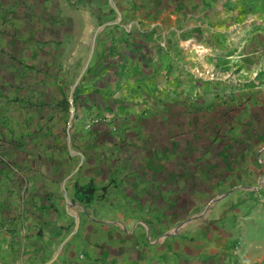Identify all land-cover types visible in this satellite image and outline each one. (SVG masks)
Returning <instances> with one entry per match:
<instances>
[{"label": "crops", "instance_id": "obj_1", "mask_svg": "<svg viewBox=\"0 0 264 264\" xmlns=\"http://www.w3.org/2000/svg\"><path fill=\"white\" fill-rule=\"evenodd\" d=\"M62 1L0 0V264H264V117L216 138L217 120L203 125L188 104L168 121L138 116L143 98L124 112L85 94L94 82L118 88L114 99L157 85L167 74L155 67L178 64L187 23L218 1ZM95 42L70 133L57 103ZM54 58L63 66L40 87L32 70Z\"/></svg>", "mask_w": 264, "mask_h": 264}, {"label": "rangeland", "instance_id": "obj_2", "mask_svg": "<svg viewBox=\"0 0 264 264\" xmlns=\"http://www.w3.org/2000/svg\"><path fill=\"white\" fill-rule=\"evenodd\" d=\"M217 1L218 4H215V7L205 8L199 17L189 21L187 25L194 29L187 31L183 37L179 36L177 39V49H173L171 55L178 56L180 60L177 61L178 64L173 62L168 67H155L157 71L163 72L162 75L167 74L166 77L161 76V81L156 80L159 86L153 82H137L128 86L129 90L135 89V91L126 90L120 99H114L118 88L99 87L94 82L87 87L85 94L89 97L100 92L105 98L99 95L95 99L97 105L112 104L114 106L116 104V108L124 112H127L131 105L137 106L136 97L143 98L138 101L141 109L137 113L138 116L149 113L152 116L161 115L168 121L178 116V112L173 110L172 106L188 104L189 109L193 111L200 109V120L203 125L210 122V127L212 119L217 120L216 138L221 136L226 138L228 137L227 132L231 131L229 135L235 140L236 137L233 136L243 124L264 117V0H229L225 4L221 3V0ZM61 5H63L62 10L66 9L64 0ZM95 45L96 42L91 51L89 64L83 70V60L79 67L75 68L76 71L73 72L72 79L69 81L70 86L75 89L73 97L75 98L74 105L77 106L84 103L85 96L79 93L78 87L84 84L88 77ZM62 63L63 61H59V58H54L47 71H43L45 67H41L39 72L35 71L37 70L35 69L36 64H29L27 67L35 69L32 70L33 79L40 87L47 88L50 82H43L40 73L51 74V71L62 68ZM150 67L144 66L146 70ZM81 70H83L81 76L76 81ZM112 78H109L110 82ZM25 82L30 84L28 80ZM122 88L126 89L123 86ZM68 97L69 92H66L65 96L60 99V103H57L61 106V109L57 111L64 112L63 118L69 125V132L72 133V123L76 112L70 113L69 107H72V104L68 101ZM43 103L41 99L40 104ZM110 117L112 116H102L105 120ZM183 118H185L184 121L187 120L186 116ZM204 129L207 133L209 132L205 133V138H208L212 133L211 129L208 131V126ZM204 129L199 127L198 132ZM120 134V137H124L128 133L123 134L121 131ZM94 149L100 158L108 153L105 143L96 145ZM118 150L115 149V153H119ZM7 166L11 168L15 164L8 159ZM7 230L15 231L10 227Z\"/></svg>", "mask_w": 264, "mask_h": 264}, {"label": "trees", "instance_id": "obj_3", "mask_svg": "<svg viewBox=\"0 0 264 264\" xmlns=\"http://www.w3.org/2000/svg\"><path fill=\"white\" fill-rule=\"evenodd\" d=\"M96 188L93 184L80 185L77 184V195L78 197L87 202H91L96 198Z\"/></svg>", "mask_w": 264, "mask_h": 264}, {"label": "water", "instance_id": "obj_4", "mask_svg": "<svg viewBox=\"0 0 264 264\" xmlns=\"http://www.w3.org/2000/svg\"><path fill=\"white\" fill-rule=\"evenodd\" d=\"M74 91H75V89H73V91H72V96L69 98V101H70V103L72 104V107H71V109H70L72 114H74V113L76 112V107H75V105H74V103H75V98L73 97Z\"/></svg>", "mask_w": 264, "mask_h": 264}]
</instances>
